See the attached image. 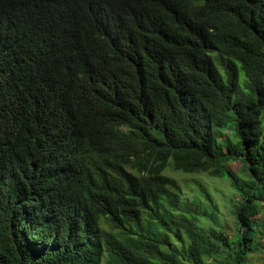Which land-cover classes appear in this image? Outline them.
Masks as SVG:
<instances>
[{
    "label": "trees",
    "instance_id": "16d2710c",
    "mask_svg": "<svg viewBox=\"0 0 264 264\" xmlns=\"http://www.w3.org/2000/svg\"><path fill=\"white\" fill-rule=\"evenodd\" d=\"M263 212L264 0H0V264H256Z\"/></svg>",
    "mask_w": 264,
    "mask_h": 264
},
{
    "label": "rangeland",
    "instance_id": "374dc122",
    "mask_svg": "<svg viewBox=\"0 0 264 264\" xmlns=\"http://www.w3.org/2000/svg\"><path fill=\"white\" fill-rule=\"evenodd\" d=\"M231 129L229 130V133ZM231 170L237 174L238 176L242 177L245 173V170L239 163H231L228 165ZM166 175L174 178L183 188L185 196H192L197 189L198 184H203L204 187L208 190L213 198L214 203H216L218 210L221 211L219 214V219L222 221L221 227H223L226 234L233 237L234 228H233V216L227 210L229 207L230 198L234 196V191L230 186V182L225 177H212L205 173L200 174H186L179 171H172L167 169L164 171ZM261 220L264 222V212L261 215ZM264 243V239H263ZM255 259L257 260L256 264H264V250L259 253ZM181 264H189L187 262H181Z\"/></svg>",
    "mask_w": 264,
    "mask_h": 264
}]
</instances>
